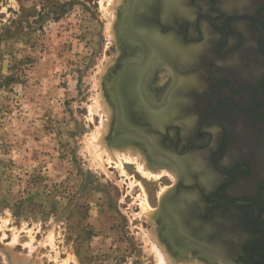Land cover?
Listing matches in <instances>:
<instances>
[{
  "label": "rangeland",
  "instance_id": "rangeland-1",
  "mask_svg": "<svg viewBox=\"0 0 264 264\" xmlns=\"http://www.w3.org/2000/svg\"><path fill=\"white\" fill-rule=\"evenodd\" d=\"M123 3L0 0V264L159 263L148 234L165 239L160 196L176 188L178 169L151 161L132 134L114 135L124 130L119 118L112 134L119 105L110 81L137 54ZM169 76L162 71L151 84ZM131 83L120 77L122 100ZM105 137L121 167L104 149L99 155L96 138Z\"/></svg>",
  "mask_w": 264,
  "mask_h": 264
},
{
  "label": "flooded vegetation",
  "instance_id": "flooded-vegetation-1",
  "mask_svg": "<svg viewBox=\"0 0 264 264\" xmlns=\"http://www.w3.org/2000/svg\"><path fill=\"white\" fill-rule=\"evenodd\" d=\"M127 15V42L150 50L148 66L128 58L129 104L155 130L136 140L178 169L166 237L182 239L179 225L208 251L264 264V0H133Z\"/></svg>",
  "mask_w": 264,
  "mask_h": 264
},
{
  "label": "bare ground",
  "instance_id": "bare-ground-1",
  "mask_svg": "<svg viewBox=\"0 0 264 264\" xmlns=\"http://www.w3.org/2000/svg\"><path fill=\"white\" fill-rule=\"evenodd\" d=\"M114 1V0H113ZM112 2V1H111ZM133 2V0H124V3H123V5H122V8H121V15L122 16H128L127 14H128V12H129V6H130V3H132ZM113 3V2H112ZM115 3V2H114ZM135 4V3H134ZM117 5H118V3H117ZM136 5V4H135ZM139 5V4H138ZM112 6V5H111ZM115 9V8H114ZM125 16L123 17V19L125 18ZM121 24V23H120ZM127 26V25H126ZM126 30V34H132V31H131V29H129L128 27L125 29ZM134 36V39H135V41H136V39H137V35H133ZM137 36V37H136ZM151 37V36H150ZM162 37V36H161ZM139 38V37H138ZM152 38V37H151ZM163 38V37H162ZM161 39V38H160ZM163 40V39H162ZM166 41V40H165ZM143 42V41H142ZM143 43H145V42H143ZM138 44H135V45H133V44H131V48H133V49H135L134 50V52L135 53H137V54H143V52L145 53V57L144 58H142V60H141V65L142 66H138L139 68H141V67H143V66H148V63H149V61H148V59L150 58V55H149V53H150V50H149V48L148 47H146V45H142L141 47L139 46ZM168 46V45H167ZM125 47V46H124ZM169 47V46H168ZM129 48V47H128ZM143 49H144V51H143ZM187 49V48H186ZM189 49H191V48H189ZM132 51V50H131ZM194 51V50H193ZM137 54H136V56H137ZM154 54V53H153ZM188 54V53H187ZM138 56H140V55H138ZM156 58V57H155ZM153 62V61H152ZM133 70V69H132ZM178 70V69H177ZM135 71V70H134ZM137 71V70H136ZM135 73V72H134ZM118 74H122V72L120 73V72H118ZM117 74V75H118ZM128 75V77L130 76V72L129 71H126V72H124L123 74H122V76L124 77V76H127ZM135 76V75H134ZM115 77V76H114ZM117 77V76H116ZM116 79H119V76H118V78H116ZM134 79V78H133ZM137 79V78H136ZM172 79H174V76H172ZM179 79H180V77H179ZM114 81V80H113ZM118 81H120V80H118ZM136 81V80H135ZM99 83V82H98ZM109 87V86H108ZM138 90V89H137ZM135 93V92H134ZM183 93V92H182ZM113 94V93H112ZM110 95V94H109ZM128 94L126 93L125 94V106L126 107H128V111H126V117L128 118L127 120L125 119L124 121H123V117H122V114H121V112H120V109L121 108H119V110H117V115H116V113H115V115H113V119H114V123H116L117 122V120H118V118H120L121 119V122L122 123H124L125 125H127V127L129 128V127H131L132 129H133V131L136 133V134H132V136H131V139H133V140H136V139H140V140H144V141H146V140H149V141H153V136H152V134L150 133V131H153V133H154V129H153V125H152V122H150V121H147V120H145L146 121V123H145V121L144 122H142V121H139V120H137V119H139V116L137 115V114H135V112L133 111V108L130 106V104H129V98H128V96H127ZM100 96V95H99ZM142 98V97H141ZM99 99H101L100 100V102H99V104L102 102V100H104V99H102V97L101 98H99ZM113 102L111 101V104H112V107L114 108V110L115 109H117V105H119V103H117L118 102V100L115 102V99H114V97H113ZM144 100V99H143ZM104 102V101H103ZM101 103L102 105L104 104V103ZM128 102V103H127ZM98 102H96V104H97ZM100 107H102L101 105H99ZM104 107V109H103V112H104V110H105V114H109V116L111 117V112L109 113L108 111H107V106L106 105H103ZM120 106V105H119ZM118 106V107H119ZM148 106V105H147ZM109 110H110V108H109ZM119 111V112H118ZM152 112H154V111H152ZM150 113V112H149ZM107 114V115H108ZM155 114V113H154ZM158 114H159V112H158ZM115 116V117H114ZM122 117V118H121ZM150 117V116H149ZM154 117V116H153ZM107 120L108 119H106V121H104V122H107ZM154 121V120H153ZM113 123V124H114ZM109 127L111 128V125L109 126V124L107 125V127H106V124L105 123H102V128L101 129H103L104 130V134H106V133H108L109 134V132H110V130H108V132H107V129H109ZM142 132H144V133H150V134H147V135H149V136H144V133H142ZM140 134V135H139ZM102 136H103V134H102ZM147 139H146V138ZM100 140H101V142H100ZM110 141V139H108V137H105V139H103V138H96V144H98V142H99V144H98V147H99V152L97 151L98 150V148H97V152L99 153V155L101 156L102 155V150L104 149L105 150V146L106 145H104V142H106L107 143V141ZM92 142V141H91ZM95 142V141H94ZM93 143V142H92ZM151 144V143H150ZM154 144V143H153ZM156 144V143H155ZM92 145V144H91ZM158 145V144H157ZM159 146V145H158ZM97 147V146H96ZM157 147V146H156ZM154 148V147H153ZM157 149V148H156ZM156 149H155V151H156ZM103 150V151H104ZM161 150V149H160ZM106 151V150H105ZM130 151V150H129ZM129 151H127V152H129ZM107 152V156L109 157V161L111 160H114V161H116V159L118 160L117 161V163H118V165L121 167L122 166V162H120V158H119V156H118V153H116V152H118V151H115V150H110V151H106ZM125 152V151H124ZM126 152V153H127ZM132 152V151H131ZM158 152H160V151H158ZM122 153V152H121ZM161 153V152H160ZM94 154V153H93ZM130 154V153H129ZM134 154V153H133ZM98 155V156H99ZM121 155H123V154H121ZM135 155V154H134ZM157 155V154H156ZM163 155V154H162ZM165 155H167V154H165ZM97 156V155H96ZM105 156H106V154H105ZM106 156V157H107ZM125 156V155H124ZM103 157V156H102ZM101 157V158H102ZM122 157V156H121ZM126 157L128 158V156L126 155ZM126 158V161H128L129 162V159H127ZM168 158V157H167ZM166 158V159H167ZM123 160H124V158H122ZM174 159V158H173ZM140 160L141 161H139V163H140V165L142 164V162H143V165H144V161H142V159L140 158ZM150 160L152 161V159H151V157H150ZM172 160V159H171ZM125 161V160H124ZM113 162V161H112ZM171 162H174V161H171ZM132 163V162H131ZM174 164V163H173ZM117 165V164H116ZM139 166V165H138ZM142 166V165H141ZM141 166H139V168L141 167ZM145 166V165H144ZM140 169H142V171L143 172H145L144 174H147L146 172L147 171H145V169L144 168H140ZM123 172V171H122ZM169 172V171H168ZM180 172V171H179ZM141 173V172H140ZM149 173V172H148ZM155 173H156V171H155ZM159 173V172H158ZM163 173V172H162ZM161 173V174H162ZM177 173V172H176ZM142 174V173H141ZM144 174H143V176H144ZM153 174V173H152ZM160 173L159 174H157V175H161ZM157 175H155L154 174V176H156L157 178H158V176ZM148 176V175H147ZM170 176H171V174H170ZM173 176V175H172ZM172 176H171V178H172ZM146 177V176H145ZM152 177V176H151ZM175 177V176H174ZM152 178H154V177H152ZM156 179V178H155ZM174 179V178H173ZM165 190H166V188H165ZM164 190V192H163V194H162V196H160V198H161V201H162V199L168 194V191L169 190H167V191H165ZM160 195V194H159ZM146 199V198H145ZM144 199V200H145ZM167 204V203H166ZM145 205H146V208H147V202L145 201ZM149 207V206H148ZM144 209V211H145V208H143ZM150 209V208H149ZM171 209H173V207L171 208ZM170 209H169V206L168 205H166V209H164V211L166 212V213H169V215H171L172 217H173V215L171 214V212H173V210L170 212L169 211ZM181 210V209H180ZM184 210V209H183ZM185 211V210H184ZM151 212V211H150ZM150 212H148V211H146V213L147 214H149ZM183 212V211H182ZM145 213V214H146ZM147 214H146V216H147ZM180 214V213H179ZM168 215V214H167ZM181 215H183V214H181ZM175 217V216H174ZM178 218V217H177ZM184 218V217H183ZM171 219V218H170ZM174 220V219H173ZM177 220V219H176ZM179 220V219H178ZM177 220V221H178ZM185 220V219H184ZM191 221V220H190ZM181 222V221H180ZM179 222V223H180ZM185 222V221H184ZM183 222V223H184ZM189 222V221H188ZM173 223V222H172ZM186 223V222H185ZM175 224H176V222H175ZM192 224V223H191ZM184 225V224H183ZM174 227V226H173ZM186 227V226H185ZM191 227V226H190ZM197 227V226H196ZM174 228H176V231L178 232L177 234H182L181 236H183V238L182 239H179L178 240V238H174L173 236L171 237V238H167L166 237V235H165V239L167 240H165L164 239V237L161 239V237H160V235H155V238H157V239H155V240H153V241H151L152 239H151V237H152V235H151V233H150V235L148 234V236H150V243L152 244L153 242V247H152V249H154V251H155V254H156V256H157V258H158V264H231L229 261H227V259H225L224 257H217V252L215 251V250H212V252L214 253L215 252V255L214 254H212V253H210V252H208L207 250H205V248L204 247H202V248H204V250H201V249H199V248H196V247H193V246H191L190 244H191V240H190V238H188L190 235H192L191 234V232L189 231V230H187V231H185V230H183L182 232L180 231V227H179V225H177V226H175ZM193 228V227H192ZM187 229V228H186ZM195 229V228H194ZM193 229V230H194ZM198 229V228H197ZM172 230H173V228H172ZM183 232H185V234L183 233ZM194 232V231H193ZM155 234V233H154ZM153 234V235H154ZM187 238H186V237ZM148 238V237H147ZM185 239H187V240H189V241H187V240H185ZM195 239V238H194ZM157 240V241H156ZM162 242V243H161ZM172 242L174 243V244H172ZM193 243V242H192ZM173 246V247H172ZM225 248V247H224ZM217 250H219L218 248H216ZM224 250V249H223ZM222 250V251H223ZM153 250H152V252H154ZM190 251V253H188ZM219 253H220V251H218ZM217 253V254H216ZM200 254H202L203 256H205V258H202L201 256H200ZM220 255V254H219ZM207 256V257H206ZM209 260H211V261H209ZM214 259H216L218 262H213L214 261Z\"/></svg>",
  "mask_w": 264,
  "mask_h": 264
},
{
  "label": "water",
  "instance_id": "water-1",
  "mask_svg": "<svg viewBox=\"0 0 264 264\" xmlns=\"http://www.w3.org/2000/svg\"><path fill=\"white\" fill-rule=\"evenodd\" d=\"M123 22L125 23V25H127L128 26V24L130 25V23H131V21L128 19V18H125L124 20H123ZM129 27V26H128ZM131 61L129 60V62H127V65L125 66V71H129V63H130ZM123 67H124V65H123ZM120 79V78H119ZM119 79H114V81L112 80V81H110V83H111V87H110V89H111V92L113 91V92H115V94H116V96H117V98H118V93H119V91H120V89H119V91H118V82H120V81H118ZM114 82V88L112 87V83ZM117 84V85H116ZM110 86V85H109ZM118 91V92H117ZM123 94V93H122ZM120 98H121V100H122V97H121V94H120ZM119 100V108H121L120 109V112H121V114H122V117H123V121L126 119H128L127 117H126V111H128L127 109H128V107H126L124 104V102H126L125 101V99H123L122 101H120V99H118ZM128 103V102H127ZM121 117V118H122ZM125 118V119H124ZM119 125H121L122 126V128L125 130V131H127V132H124V130H122V129H119V130H117L116 128H118V124L117 123H115V127H114V129H113V132H112V134L114 133V131H116L115 133H114V135L115 134H117L118 132H120V133H122V131H123V133L124 134H136L134 131H133V129L132 128H128L127 127V125H125L124 123H122L121 122V119L119 118ZM142 133H144V132H142ZM147 134H150V133H144V136H146ZM113 135V136H114ZM140 135V134H139ZM147 136H149V135H147ZM146 138V137H145ZM147 139V138H146ZM172 197H174V195H173V192H170L169 194H167V196H165L163 199H162V201H161V210L163 211V214H165V217H164V219L165 220H169L171 217L169 216V213H166L165 211H164V209H166V203L167 202H170L171 200H172ZM161 211V212H162ZM162 214V213H161ZM162 214V215H163ZM168 214V215H167ZM186 237V236H185ZM188 238H190V242H191V244H194V245H197V246H199V247H204V248H209V249H211V248H213L212 246H210L209 245V242H206V243H203V242H201L200 240L198 241V240H196V239H194V237L192 236V235H190ZM187 241H189V240H187ZM193 242V243H192Z\"/></svg>",
  "mask_w": 264,
  "mask_h": 264
}]
</instances>
